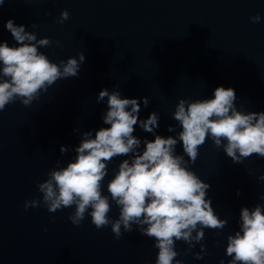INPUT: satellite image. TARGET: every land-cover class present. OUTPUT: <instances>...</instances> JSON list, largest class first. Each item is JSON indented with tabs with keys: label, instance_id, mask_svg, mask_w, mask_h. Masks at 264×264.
<instances>
[{
	"label": "water",
	"instance_id": "water-1",
	"mask_svg": "<svg viewBox=\"0 0 264 264\" xmlns=\"http://www.w3.org/2000/svg\"><path fill=\"white\" fill-rule=\"evenodd\" d=\"M65 10L69 18L57 23ZM257 14L261 19L253 23ZM9 19L37 39L49 38L51 46L39 51L52 62L78 59L80 53L85 62L78 76L56 81L31 105L17 99L0 112V264H155V240L141 235L138 226L130 233L122 228L116 238L110 224L97 229L87 213L76 226L69 219L75 206L49 212L38 184L58 163L65 167L75 158L83 132L94 137L110 126L103 123L107 98L97 103L103 89L140 100L142 120L158 114L153 133L135 126L140 151L145 139L178 134L173 113L180 99L211 98L218 86L235 90L238 110L264 112V0H6L0 7V42L18 46L5 28ZM169 126L176 130L169 132ZM62 145L68 148L64 154ZM176 153L184 154L180 142ZM124 159L130 157L108 165L104 195ZM189 168L210 185L207 198L227 224L205 228L204 238L191 248L176 241V260L228 264L227 237L239 230L241 208L264 206L259 179L264 158L233 163L209 137ZM32 200L39 205L25 209ZM110 203L109 218L116 220L119 208Z\"/></svg>",
	"mask_w": 264,
	"mask_h": 264
},
{
	"label": "clouds",
	"instance_id": "clouds-1",
	"mask_svg": "<svg viewBox=\"0 0 264 264\" xmlns=\"http://www.w3.org/2000/svg\"><path fill=\"white\" fill-rule=\"evenodd\" d=\"M5 2L0 0V7ZM68 18L65 10L56 22L63 23ZM260 19L259 14L251 17L253 23H259ZM5 28L18 46L0 42V112L17 99L29 106L56 81L78 76L85 62L83 53L78 59L70 57L57 64L39 51L51 46L49 38L37 39L35 32L26 31L24 25H16L12 19L5 23ZM105 98L107 111L103 123L110 126L96 130L94 137L91 131L81 134L74 149L75 158L65 167H59L58 163L48 178L38 184L43 203L49 212L75 206L69 216L72 224L79 226L87 213L97 229L110 224L116 238L122 235V228L130 233L136 225L141 235L155 240L154 247L158 249L155 264H182L176 260V241L183 240L191 248L194 241L204 238L205 228L223 229L227 224L207 198L210 185L189 164H195L200 147L209 137L233 163H242L253 155L264 158V112L238 110L235 90L218 86L211 98L180 99L173 113L181 129L178 134L145 139L140 151L142 142L133 135L135 126L139 124L143 131L153 133L159 127L158 114L152 112L147 119H140V100L122 98L117 90H101L97 103ZM142 100L147 107L148 97ZM175 130L174 126L168 128L169 132ZM178 142L182 143L183 155L176 153ZM67 151V147H60L61 154ZM120 156L130 159L119 164L107 183L109 195H104L108 165ZM259 179L264 180V175ZM110 199L119 208L116 220L108 215L112 210ZM39 203L26 202L25 209ZM226 255L231 257L228 264H264V206L241 208L239 230L227 237ZM196 258L203 257L197 253Z\"/></svg>",
	"mask_w": 264,
	"mask_h": 264
}]
</instances>
